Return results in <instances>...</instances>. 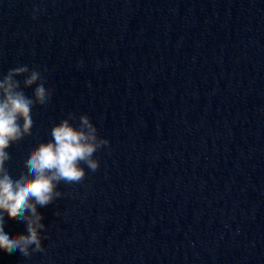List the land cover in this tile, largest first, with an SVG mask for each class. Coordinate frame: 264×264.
I'll return each mask as SVG.
<instances>
[{
  "label": "water",
  "instance_id": "water-1",
  "mask_svg": "<svg viewBox=\"0 0 264 264\" xmlns=\"http://www.w3.org/2000/svg\"><path fill=\"white\" fill-rule=\"evenodd\" d=\"M25 65L52 95L13 178L69 113L109 144L0 264H264V0H0V78Z\"/></svg>",
  "mask_w": 264,
  "mask_h": 264
},
{
  "label": "clouds",
  "instance_id": "clouds-1",
  "mask_svg": "<svg viewBox=\"0 0 264 264\" xmlns=\"http://www.w3.org/2000/svg\"><path fill=\"white\" fill-rule=\"evenodd\" d=\"M20 76L25 77V88L36 85L32 97L20 90V81L16 79ZM51 95L41 72L26 65L12 68L0 78V250L8 254L19 251L28 257L44 251L41 230L46 226L38 206L46 207L62 195L57 190L61 182L80 183L86 175L82 163L95 172L99 161L93 158L94 153L109 144L98 136L88 115H81L79 125L75 126L70 123L75 116L69 113L51 128L52 139L29 153L24 162L26 171L13 178L6 167L11 159L7 149L31 135L32 109L36 104H46ZM5 215L24 223L26 234L6 232Z\"/></svg>",
  "mask_w": 264,
  "mask_h": 264
}]
</instances>
